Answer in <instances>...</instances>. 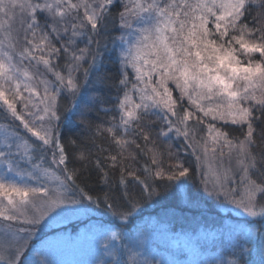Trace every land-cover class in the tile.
<instances>
[{
  "label": "snow or ice",
  "instance_id": "obj_1",
  "mask_svg": "<svg viewBox=\"0 0 264 264\" xmlns=\"http://www.w3.org/2000/svg\"><path fill=\"white\" fill-rule=\"evenodd\" d=\"M206 198L264 220V0H0V264H68L45 230L72 216ZM84 231L91 264H170Z\"/></svg>",
  "mask_w": 264,
  "mask_h": 264
},
{
  "label": "rangeland",
  "instance_id": "obj_2",
  "mask_svg": "<svg viewBox=\"0 0 264 264\" xmlns=\"http://www.w3.org/2000/svg\"><path fill=\"white\" fill-rule=\"evenodd\" d=\"M129 72L131 76V70H129ZM188 187H191V185ZM173 190L175 197L178 198V203L180 206L184 207L183 201L187 193V188L184 192L174 188L171 190V195L173 194ZM157 199L159 200L160 198ZM206 199L208 202H202L199 208L200 210H216L227 221V224L232 225V222H234L239 225L237 234H234L232 237L227 239V249L237 246L238 244H252L255 245V249L258 248L256 247L257 242L255 243L253 240H257L258 238L257 230L259 229L256 227L255 223L259 222L261 220L260 218L248 217L233 205L215 201L211 198ZM153 204H155V201L146 203L143 207L146 205H148L147 207H153ZM111 217L115 218L121 224L129 222L120 221L110 213H103L100 209L87 215L72 216L45 230L46 232H51L60 228L65 229L64 232L56 234L61 236L51 240L49 244L60 251V258L67 261L68 264H91V261L97 256V251L93 244L92 235L86 233L84 229L86 227H92V225L102 224L104 227L111 229V232H115L121 237L116 241L111 242L115 244L117 250L130 245L133 252H147L149 254V258L155 256V259L168 261L170 264H217V262L228 264V262L231 261V259L223 258L224 254L221 252L219 247H217L216 250L213 249V243L218 241L217 237L214 238V232L201 230L200 237L201 240L204 241L203 250L200 249L197 238L194 239L188 235L182 236L177 234H173L172 236L171 234H167L165 230L155 224L140 232L128 233L122 229L117 231L116 228L119 227L118 224H115L117 226L114 227L112 226L111 221H108ZM237 221L239 222L236 223ZM248 221H254L253 225L248 224ZM111 232L109 235H111ZM80 233V237L77 238ZM165 239L168 240L170 247L162 248L161 243L162 240ZM127 258L128 255L127 252H125L123 259L126 260ZM137 258L139 259L141 257Z\"/></svg>",
  "mask_w": 264,
  "mask_h": 264
},
{
  "label": "trees",
  "instance_id": "obj_3",
  "mask_svg": "<svg viewBox=\"0 0 264 264\" xmlns=\"http://www.w3.org/2000/svg\"><path fill=\"white\" fill-rule=\"evenodd\" d=\"M109 68L111 71H115L112 65H109ZM87 100V97L85 98ZM70 104V98L68 99H61V105L65 108H67ZM82 108L87 110V104H83ZM93 118H95V113H92ZM79 120V117H73V124L71 126L64 127V134L66 136L74 135L79 131V129L76 127V123ZM99 187V186H97ZM172 191L170 190L169 193H166L165 195L169 198L172 197L171 195ZM174 193V190H173ZM159 198V197H158ZM161 199V198H160ZM175 202L178 203V198L175 197ZM145 207L141 208V210L132 217L128 223L121 224L118 222L115 218L111 217L108 219V221H111L112 226L116 227L118 224L119 229L125 230L126 232H140L142 230L147 229L151 225L155 224L159 227H161L163 230L166 231L167 234H177L182 236H191L194 239H198V245L200 246V249L204 250V241L201 240L200 233L201 230H204L206 232H214V238H218L217 242L213 243V249L216 250L217 247L220 248L221 252L224 254L223 258L227 259H237L238 257L234 255L238 251L237 246H233L227 249V239L232 237V235H236L238 231V226L234 222H231L232 225L227 224V221L221 216V214L216 211H210V209L200 210V209H192L189 211H176V213L173 215L172 213H166L164 210V206L162 203L153 204V207ZM183 207V206H181ZM103 213L108 214L107 212L103 211V209H100ZM211 212V213H210ZM242 221V220H241ZM237 221L236 223H238ZM248 224L254 223V221H248ZM256 227H258L259 230H257V240L254 239L253 242H257L256 247L255 245H244V247L248 248L249 251L245 253L244 258L250 262V264H260V261L264 259V240L261 239V234H264V220H260L259 222H256ZM64 228L57 229L55 231L47 232L49 236H54L56 234L64 232ZM121 230V231H122ZM45 239H48V236L44 237ZM169 238V237H168ZM167 238V239H168ZM162 240L161 247L166 248L170 247L168 244V240ZM167 241V242H166ZM215 241V240H214ZM50 241H48L49 243ZM263 243V244H262ZM207 251V249H206ZM185 257V256H184ZM183 259V258H182Z\"/></svg>",
  "mask_w": 264,
  "mask_h": 264
}]
</instances>
